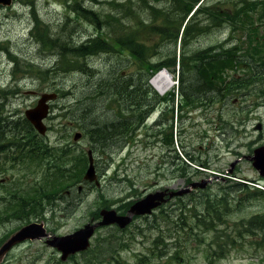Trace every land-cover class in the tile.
I'll use <instances>...</instances> for the list:
<instances>
[{
    "label": "rangeland",
    "instance_id": "obj_1",
    "mask_svg": "<svg viewBox=\"0 0 264 264\" xmlns=\"http://www.w3.org/2000/svg\"><path fill=\"white\" fill-rule=\"evenodd\" d=\"M244 1L249 0H207L189 23L214 19L213 28L200 35L189 32L184 47L178 46L179 37L176 46L160 38L153 41L175 32L196 8V0H13L9 9L0 8V117L6 140L26 131L24 112L42 94H56L44 121L43 160L29 164L21 153L14 160L12 149L0 153V246L16 231L36 233V228H25L30 224L50 237L73 241L88 226L99 227L102 210L123 215L149 193L179 191L191 181L209 182L202 192L170 200L124 230L97 229L89 249L72 256L80 250L75 251L65 262L47 246V236L18 242L14 235L2 264H264V232L243 234L218 259L215 233L198 226L194 218L205 214L208 222L218 213L225 225L216 230L224 233L253 218L264 219V196H247L234 188L242 183L264 191V179L244 159L264 145V0H252L247 12L242 11ZM136 39H145L143 59L124 49L129 41L136 48L141 43ZM100 41L105 50L100 45L91 56L62 54V48ZM220 44L218 51L202 52ZM178 50L179 65L184 64L179 69ZM173 54L175 69L153 72ZM239 63L248 66L238 69ZM192 67L200 70L196 78L204 77L205 92L217 87L223 93L234 74L242 75L234 85V101L228 95L202 94L191 105L181 90L178 98L177 71L180 87L182 72ZM163 70L173 83L159 94L150 80ZM130 78L138 91L126 101L117 88L134 90L127 86ZM196 78L189 82L196 83ZM171 110L170 124L165 119ZM144 111L149 112L147 119L132 132L136 114ZM123 122L131 124L124 134ZM258 123L261 131L256 130ZM93 131L108 135L95 136ZM76 133L82 137L74 141ZM87 150L93 152L99 188L82 186ZM56 166L66 170L67 177L77 173L67 182L75 185L70 196L65 197L67 187L59 201L51 194L34 201V193L46 187ZM207 202L209 213L203 204ZM22 203L20 213L13 211Z\"/></svg>",
    "mask_w": 264,
    "mask_h": 264
},
{
    "label": "trees",
    "instance_id": "obj_2",
    "mask_svg": "<svg viewBox=\"0 0 264 264\" xmlns=\"http://www.w3.org/2000/svg\"><path fill=\"white\" fill-rule=\"evenodd\" d=\"M198 1L199 0H196V2H198ZM243 5L245 7L242 11H245V12L250 11V7L252 5V0H249L248 2L244 1ZM84 13H86L87 15L90 14L89 12H86V11ZM202 20H205V19H199L194 24L187 22V24L185 25V27L182 31L181 40H180L181 45L183 47L186 46L185 40L189 36L188 33L189 32L192 33L197 28H199L202 25ZM214 22H215V20L213 19V23ZM237 24H242V22H238ZM181 25H182V23L180 24V27H182ZM180 27H178V29L175 32H173L167 38H163V37L161 38V36H157L155 38V40L153 41V44L157 40H159V38H160L162 40V42L163 41H172L173 44L175 43L174 46H176L177 39H178V32L180 31V29H179ZM167 28L170 29L171 27L169 26ZM201 32H202V29H200V31H198L194 35H200V34H202ZM136 40H137V42L141 41V43L136 48L132 49L130 47L131 41H129L128 44H123L124 49H126V50L132 49L133 50L132 55H134L137 59H143L144 58V51H143L144 45L142 42H144L145 39L144 40L136 39ZM100 45H102L103 46L102 49L105 50L104 49V46H105L104 43L102 41H100L98 44H95V43L89 44L87 46L85 45V47L80 46L78 48L69 50V52L72 53L76 57H80V56L87 57V56H91L93 54H96L97 52H95V49L101 48ZM217 47L218 46L209 47L208 49H206L202 52L205 53L206 55H208V54H211L212 51ZM163 60L164 61L158 63L157 65H155L153 67L154 68L153 72L161 69L162 67H165L167 69H169V68L175 69V54H173V56L166 55ZM183 66H184V64L182 61L181 62V68H183ZM188 69H189V71L182 72L180 87H179V71H178V76H177L178 86H177V89L175 92L176 96L178 98H179V90H181V93L184 95L186 102L189 104L197 103V100L200 98V96H202V94L210 95L212 98H224L226 95H228L232 101L234 100V98H235L234 92L238 90L234 87V85H238L240 83V81H233V83L230 84L229 87L227 89H225V91L223 93H221V90L217 89V87H215L213 89V91H211V92L210 91L205 92L203 90V86H202V83L205 81V80H203L204 77L203 78H196V76H194V74L196 72H199L200 70L198 68H194V67L188 68ZM187 78H188V80H186ZM191 78L192 79L196 78L197 79L196 83L189 82V79H191ZM133 81L136 82V80H134L133 78H130L128 81H126V82H128V85H127L128 87H132V88L135 87V89L133 91H128L127 88H126V90L122 91V90L117 88V94L123 95L125 98H127V100H129V97H131V94L133 92L136 93L138 91L137 86L136 85L134 86L132 84ZM199 83H200V85H199ZM114 84H117V83H114ZM114 84L110 85L109 88H112L114 86ZM185 84H187L191 88H188ZM251 84H252V82H249L247 84V86H249ZM144 86L147 87L146 90L148 92L147 83H145ZM200 86H201V89L199 90ZM175 93H172L170 96L173 101H174ZM140 97L143 98V95H140ZM146 113H148V112L144 111V112H140V113L136 114L135 117L137 119V122H136V126L134 127L133 131H135L136 128H138V126L141 124ZM170 113H171V117L167 118L165 120H166V122H170V124H171V122L173 121V116H172L173 110H171ZM171 126L172 125H170V128H171ZM93 135L98 136V135H108V134H105L104 132H101V131H99V132L93 131ZM31 138H32V136L29 139H31ZM2 143L3 142L0 141V147L2 146L1 145ZM179 171L181 172V169ZM56 182H58V181H56ZM63 185L64 184H59L58 187H62ZM234 188L236 191H241V193H244L247 196H259V197L264 196V192L262 190L249 188L245 184H235ZM221 201L226 203V198L224 197ZM203 204L206 205L205 210L207 213H209L210 209H211L209 203L207 202V203H203ZM18 207L19 208L17 210H18V213H20L25 206L22 203ZM194 218L197 220L198 226L202 227L206 231H212L215 233L214 234V242L217 244L218 249L221 250L222 252H225V253L229 252V250H228L229 246L233 245L234 241L238 240L243 234H249V233L254 234L256 230H258L260 232H264V219L259 218V217L253 218L252 220H249V222H247L245 226H242L240 229L234 230L231 233H224L225 232L224 230H216L218 226L225 225L224 221H222V219L220 218L218 213L215 217H213L211 219V221H208V222L205 221L206 218H208L207 216H205V214H198V215L194 216ZM222 235H223V239H221Z\"/></svg>",
    "mask_w": 264,
    "mask_h": 264
},
{
    "label": "water",
    "instance_id": "obj_3",
    "mask_svg": "<svg viewBox=\"0 0 264 264\" xmlns=\"http://www.w3.org/2000/svg\"><path fill=\"white\" fill-rule=\"evenodd\" d=\"M0 2H9V0H0ZM53 99H55L54 94H43L41 96V100L38 101L36 107L34 109H31L25 112L26 118L33 124L35 129L40 134H44L46 130V128L42 124V119L47 116V109H48L47 105H45V102L48 100H53ZM257 128L259 129L260 127L258 126ZM79 137H80V134L76 133L74 140H77ZM253 152H254V157L251 159L253 161V166L259 171V173L262 176H264V168H263L264 167V146L256 148ZM87 154L89 157V167L87 170L88 172L86 171L84 175V180L88 182H93V180H95V175H94L93 161L90 156L91 152L89 151ZM207 183L208 181H202V183L191 184V187L193 188L195 187L203 188L204 187L205 188ZM188 191L189 190L186 188L177 193L169 192L165 190L163 192L149 194L145 198L134 203L127 211L126 216H116V213L114 211H109V212L102 211L101 215L103 217V220L100 223H98V225L104 226V225H110V224H117L120 228H124L128 224L131 223L132 218L134 216L149 214L152 209L164 203L166 201V199L164 198L166 195H168L169 197H173L176 195L187 194ZM29 227H33V226H29ZM96 227L97 226H88L87 227L89 229L88 231H80L79 233H76L77 238L73 241L68 238L55 239L52 244H54L61 252H63L62 260H65V258L68 255L73 254L75 251L84 250L88 246V239L91 237ZM35 235L39 236V235H44V234L42 231H39V232L37 231L36 233H26L24 230H22L16 233L14 239H16V241L19 242L24 239H32L35 237ZM9 242L2 248L3 250L2 249L0 250V260H1L3 253L11 247L13 240L11 241L9 240Z\"/></svg>",
    "mask_w": 264,
    "mask_h": 264
},
{
    "label": "bare ground",
    "instance_id": "obj_4",
    "mask_svg": "<svg viewBox=\"0 0 264 264\" xmlns=\"http://www.w3.org/2000/svg\"><path fill=\"white\" fill-rule=\"evenodd\" d=\"M131 83V82H130ZM171 76L166 71H161L152 80L151 84L154 89L159 93L165 94L172 86ZM160 94V93H159ZM161 94V95H163ZM197 100V99H196ZM121 101V100H120ZM194 101V100H193ZM123 102V101H122ZM150 110V109H149ZM5 123V122H4ZM14 125V124H13ZM160 125V124H159ZM6 127V126H5ZM16 129V128H15ZM10 131V130H9ZM9 151V150H8Z\"/></svg>",
    "mask_w": 264,
    "mask_h": 264
},
{
    "label": "flooded vegetation",
    "instance_id": "obj_5",
    "mask_svg": "<svg viewBox=\"0 0 264 264\" xmlns=\"http://www.w3.org/2000/svg\"><path fill=\"white\" fill-rule=\"evenodd\" d=\"M1 98V97H0Z\"/></svg>",
    "mask_w": 264,
    "mask_h": 264
}]
</instances>
